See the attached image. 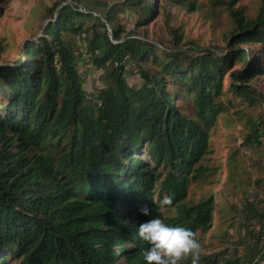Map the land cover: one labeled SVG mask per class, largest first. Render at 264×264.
<instances>
[{
    "label": "trees",
    "instance_id": "obj_1",
    "mask_svg": "<svg viewBox=\"0 0 264 264\" xmlns=\"http://www.w3.org/2000/svg\"><path fill=\"white\" fill-rule=\"evenodd\" d=\"M64 1L47 9L50 15L58 9L56 21L27 41L14 62L0 65V264L8 256L16 264H117L121 258L147 264L148 243L138 228L157 210L156 190L172 197L174 223L195 233L212 226L213 197L187 204V182L202 173L197 164L209 149L223 78L236 63L242 66L232 72L229 91L251 105L264 98L252 83L264 78V0L255 17L236 7L238 0H219L234 21L227 46L194 44L192 53L182 48L179 27L170 28L168 48L120 21L121 11L135 8L137 25L147 23L158 10L156 0ZM81 35L87 61L105 71L106 83L92 101L79 70L84 53L73 43ZM243 44H259V53ZM128 62L136 65L141 85H129ZM263 137L264 116L245 141L261 144ZM145 142L147 158L135 152ZM126 204L129 209H119ZM243 211L249 238L242 236V251L220 264H264V201L249 196ZM218 263V254L200 262Z\"/></svg>",
    "mask_w": 264,
    "mask_h": 264
},
{
    "label": "rangeland",
    "instance_id": "obj_2",
    "mask_svg": "<svg viewBox=\"0 0 264 264\" xmlns=\"http://www.w3.org/2000/svg\"><path fill=\"white\" fill-rule=\"evenodd\" d=\"M56 0H0V65L14 62L23 54L27 41L36 40L50 21H56L58 9L53 15L48 12ZM72 0H65L67 4ZM83 5L88 6L90 0ZM112 3H122L126 0H107ZM158 10L143 25H137L139 12L135 8H125L119 13V19L126 26L127 31H133L139 36L155 42L163 47L171 48V27L180 28L184 33L182 48L186 52H196L195 45L219 47L225 49L227 38L230 37L234 21L227 6L219 0H186L184 4H175L169 0H156ZM193 2L195 8L189 4ZM262 0H238L236 7L243 10L249 17H255L259 12ZM86 8H83L85 10ZM99 15L97 10L91 11ZM112 37V27L108 24ZM76 49L84 53L79 63V70L84 78V88L87 98L94 99L97 88L105 85L104 69L97 68L87 61L88 44L84 35L73 39ZM195 44V45H194ZM250 51L258 52L259 44L245 45ZM259 53V52H258ZM150 68H155L148 63ZM242 66L236 63L224 76V94L217 99L221 109L211 123L209 130V149L197 166H201L202 173L190 177L187 182V193L184 202L189 205L203 199L213 197L215 210L210 229H198L196 236L202 244V256L218 254L220 264L226 256L241 252L243 245L237 244L242 236L247 237V228L241 227L244 219L243 206L250 196L256 202L264 201V137L261 144L252 145L246 142V136L252 129V123L258 122L264 116V98L256 104L238 98L229 91L232 82V72ZM261 76V75H259ZM125 77L131 86L142 83L140 73L134 62L126 65ZM257 91L264 96V78L258 77L252 81ZM0 100L5 98L0 95ZM177 100V104H180ZM138 156L148 157L147 143L136 148ZM166 197H160L159 190L155 191L154 200L157 210L149 213V218L159 215L174 223L171 218L176 215V206L162 203ZM126 207L120 206L123 210ZM255 232L260 225H255ZM249 238V236L247 237ZM253 242V241H252ZM264 246V239H262ZM130 245V244H128ZM7 264H16L14 256H8ZM188 259L180 262L184 264ZM117 264H126L121 258Z\"/></svg>",
    "mask_w": 264,
    "mask_h": 264
},
{
    "label": "clouds",
    "instance_id": "obj_3",
    "mask_svg": "<svg viewBox=\"0 0 264 264\" xmlns=\"http://www.w3.org/2000/svg\"><path fill=\"white\" fill-rule=\"evenodd\" d=\"M172 197L166 196L162 203L171 204ZM141 212L147 215L149 208ZM139 236L148 243L143 250L147 264H180L190 258L191 264H200L202 244L194 230L181 223H171L166 218L153 215L139 224Z\"/></svg>",
    "mask_w": 264,
    "mask_h": 264
},
{
    "label": "built area",
    "instance_id": "obj_4",
    "mask_svg": "<svg viewBox=\"0 0 264 264\" xmlns=\"http://www.w3.org/2000/svg\"><path fill=\"white\" fill-rule=\"evenodd\" d=\"M82 10H83V8H82ZM85 11V10H84Z\"/></svg>",
    "mask_w": 264,
    "mask_h": 264
}]
</instances>
